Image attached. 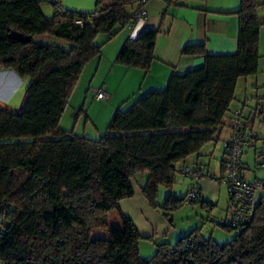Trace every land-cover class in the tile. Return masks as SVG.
<instances>
[{
    "label": "trees",
    "instance_id": "16d2710c",
    "mask_svg": "<svg viewBox=\"0 0 264 264\" xmlns=\"http://www.w3.org/2000/svg\"><path fill=\"white\" fill-rule=\"evenodd\" d=\"M146 1L95 0L93 11L84 12L57 0L47 18L42 5L49 0H0V68L29 78L22 106L16 111L0 107V264H264V183L248 222L236 227L227 216L221 224L234 232L230 241L217 243L196 227L174 244L156 243L150 258L140 255L141 235L119 206L120 200L133 196L137 174L144 175L143 196L165 216L186 203L188 191L183 197L170 193L158 204L159 186H171L185 167L201 171L198 165L178 164L219 140L232 111L237 79L258 71L264 25L258 9L264 1L240 0L230 12L238 18L235 53L208 54L203 43L186 44L182 54L204 57V66L172 71L164 89H148L127 109L116 108L96 139L59 127L84 67L100 58L105 41L136 22ZM162 1L168 8L183 0ZM12 33L29 41L16 40ZM159 33L160 27L125 39L115 63L148 72ZM99 34L104 41L97 44ZM240 110L243 129H252L257 112L264 116V105L247 116ZM250 130L247 147L250 138L256 139ZM263 145L256 152L257 164ZM223 154L220 165L225 171L226 148ZM192 188L199 195L189 203L210 209L196 185ZM112 212L119 227L110 225ZM97 230L107 235L92 238Z\"/></svg>",
    "mask_w": 264,
    "mask_h": 264
},
{
    "label": "rangeland",
    "instance_id": "374dc122",
    "mask_svg": "<svg viewBox=\"0 0 264 264\" xmlns=\"http://www.w3.org/2000/svg\"><path fill=\"white\" fill-rule=\"evenodd\" d=\"M50 2L44 3L42 5V12L47 18H51L54 12V8L52 2L57 0H49ZM64 0H59V4L63 6ZM95 0H93V6L91 4L90 10H84V12H92L94 9ZM77 7V6H70ZM89 6H86V8ZM77 11H81L76 8ZM262 10V9H261ZM264 31V25L261 27L260 31ZM126 28L121 32H125ZM118 33V34H119ZM262 33V31H261ZM117 34V35H118ZM114 36L111 40L105 41L102 45V48L105 47V58L103 63H108L106 65V70L110 66L109 53H113V44L117 42ZM41 41H51V43L58 44L61 46H65L62 41L56 39H40ZM114 40V41H113ZM95 43L100 44L104 41V36L99 34L95 38ZM112 42V43H110ZM109 44V45H106ZM123 44V43H122ZM120 49V48H119ZM259 66L258 71L253 76L248 77H240L237 79L235 86V99L231 104L232 110L234 109H242L243 113L247 116L250 112L254 111L256 107L262 108L264 105V36H260L259 43ZM102 58V53L100 59ZM95 62L99 60L98 58L94 59ZM121 65H118V67ZM137 68H132V70ZM88 70V69H86ZM83 72L80 76V79L76 85L75 91L72 94V97L69 100L68 106L63 112V115L59 122V127L64 131H73V133L78 135H85L86 137L96 139L101 133H103L105 128H101V126L105 123L106 118L112 117L116 107H122L124 110L127 109L134 98L137 95V92L133 95H130L129 98L127 95L130 93L131 87L129 85L130 80L120 81V73L118 70L114 72L112 79L109 81L112 89H116L117 91V99L120 101L119 106H113V101H111V94H108L104 89L105 93L109 95L103 99H96L94 91L100 86H104V76L102 73H98V75L94 78L93 83L90 88L86 90L85 82L87 79L91 80V72L87 75V72ZM103 70V69H102ZM140 70V69H139ZM0 74V107L10 109L12 111H16L22 106L25 95V88L29 83L28 77H19L12 70H5ZM103 72V71H102ZM86 79V80H85ZM165 87V86H164ZM164 87L162 89H164ZM145 89V88H144ZM87 91V93H86ZM139 91V90H138ZM142 91V89H140ZM144 91V90H143ZM143 93V92H140ZM139 93V94H140ZM123 101V102H122ZM112 103V104H111ZM117 105V104H116ZM111 106L113 108L112 112H110ZM109 112L111 113L109 116ZM78 115L77 116H75ZM261 115L258 112L255 115V119L252 123L253 135L257 136V139H251V146H245L243 148V152L241 155V163L243 164L244 173L249 179H253L256 177H264V171L257 166V155L264 142V123L260 122ZM229 120L227 119V125L224 128L219 140L217 142H209L205 144L198 153L190 155L185 164H178V167H182L183 165H188L191 167L200 166L202 171L205 173H215L220 174L225 177L226 171H221V161L224 156L223 148L225 141L229 139L230 133L232 131V127L234 122L232 120V115L229 114ZM109 121V120H107ZM106 121V122H107ZM108 123V122H107ZM107 125V124H104ZM106 127V126H103ZM99 131V132H98ZM249 132V130H247ZM204 173V175H205ZM195 181L191 179L190 175H184L180 171H177L175 176V181L171 186H159L156 202L158 204H163L165 198L171 193L174 196L183 197L188 189H192L195 187ZM217 185L215 200L217 203H213L210 209H206L201 207L200 202L189 203L192 199L189 200L188 203H183L180 207L170 212V216H165L164 212L160 207H153L154 211H156L160 216L163 217L164 223H159L158 228L154 230L153 236L151 238L142 237L139 239V253L143 258H150L153 256L156 250V243H160V238H168L171 241V244H174L180 235L187 233L190 229L200 227L201 232L205 236H210L217 243H224L230 241L234 238L235 234L232 231L227 230L222 227V223H226L227 216L230 214V210L228 209V199L229 194L227 190V185L224 181V178L221 181L214 180ZM196 189V188H194ZM110 225L113 227H119L120 220L116 212H112L110 214ZM168 227L169 232L165 234L166 236H162V231ZM106 233V234H105ZM180 235L178 236V234ZM103 235H107L105 230H97L93 233L92 238L105 237ZM178 236V237H177Z\"/></svg>",
    "mask_w": 264,
    "mask_h": 264
},
{
    "label": "crops",
    "instance_id": "0c3cea01",
    "mask_svg": "<svg viewBox=\"0 0 264 264\" xmlns=\"http://www.w3.org/2000/svg\"><path fill=\"white\" fill-rule=\"evenodd\" d=\"M239 1L240 0H183L181 3L174 4L166 8V5L162 0H147L143 7L146 15L136 20L134 24L127 26L125 32H121L117 35V37H115L117 42H115V44L112 46L113 53H109V60L111 62L109 68L106 70V65L108 63H105V65L103 63L105 58L104 49L107 46L102 48V58H99L97 63L93 59L84 67L82 73L88 69L86 70L87 75L88 72L89 74L91 72L92 77L91 80L87 79L85 82V84L88 82L86 85V90L90 88L91 84L93 83L92 80H94V78L100 72L102 73V76H104V86H100V88L95 90L104 89L106 92H108V94H111L113 106L114 104L115 106H119L118 104L120 101L117 99V91L116 89H112L109 84V81L112 79L110 76H113L116 70H118L120 73V81L127 80V78L130 77L129 84H125L131 87L129 91L130 93L127 95L128 97L120 99L124 100L136 92L139 94L140 92H144L148 89L163 88L166 85V82L172 71L184 73L191 69L193 59L196 57L185 56L182 54V49L186 44L203 43L208 54L235 53L237 49L238 18L235 14H231L230 12H233L238 8ZM257 1L263 2L264 0ZM63 2V7L65 8L73 10H77L76 8H81L79 10L84 11L90 10L93 0H64ZM86 6L89 7L86 8ZM164 10H166V15L163 17L162 14ZM258 14L260 19L264 21V3L259 7ZM162 17L163 19L161 20ZM159 27L160 33L158 34L156 40L154 59L148 72L145 73L139 69L132 70L131 67H125L122 65L118 67L119 64H116L114 59L125 39L135 38L145 30L157 29ZM261 31L259 35V43L260 36H264V31ZM5 70L9 71L8 69L0 68V74L6 73L1 72ZM140 89H142V91H140ZM108 96L109 95L106 94V97ZM112 110L113 108L111 106L110 112H112ZM110 112L109 116L111 114ZM75 116L78 117L76 114ZM109 119L110 117L106 118L104 124H107V120ZM247 122H249V120ZM104 124L101 126V128H105L103 127L106 126ZM247 125L250 126L248 123ZM248 129L250 130V127L246 128V131ZM250 131L253 134L254 131L252 129ZM204 173L205 171H202L201 169V177L197 179L192 176L190 177L195 182L197 181L196 187L201 192V200L212 205L213 203H217L215 200L217 185L213 181L218 180V178H223V175L222 173L218 175L215 173L212 174L208 171L205 173V175ZM144 183V175L137 174L132 182L134 190L133 196L120 200L119 206L122 213L134 222L139 234L142 237L151 238L153 236L154 230L158 228V224L164 223V219L156 211H154L153 208L150 207L149 203L143 196L141 187L144 185ZM168 230L170 229H168L166 226V229L161 233L162 236H166L165 234L169 232ZM179 235L180 233L178 236ZM165 241L171 243L168 238L163 237L159 239V242Z\"/></svg>",
    "mask_w": 264,
    "mask_h": 264
},
{
    "label": "built area",
    "instance_id": "2783aa9c",
    "mask_svg": "<svg viewBox=\"0 0 264 264\" xmlns=\"http://www.w3.org/2000/svg\"><path fill=\"white\" fill-rule=\"evenodd\" d=\"M146 15L145 10H140L135 19L138 20ZM80 23V21H77ZM96 99H103L106 97V93L102 89L94 91ZM232 120L234 125L229 136L228 142H225L224 148H226V175L224 181L227 185L229 194L230 210L229 221L231 225L239 227L240 225L248 222L253 215L254 209L258 204L260 192L263 187L264 177H254L249 179L244 171H242L243 164L241 163V155L243 148L247 146L246 141V129L242 128V122L245 119L242 117L240 109L231 111ZM261 123H264V116L260 119ZM259 168L264 171V145L260 157V162L257 164ZM200 169H196L193 173L188 167L181 170L183 174L193 175L195 178L200 175ZM198 190L192 188L187 192L186 203L190 199L198 197Z\"/></svg>",
    "mask_w": 264,
    "mask_h": 264
},
{
    "label": "water",
    "instance_id": "95a60500",
    "mask_svg": "<svg viewBox=\"0 0 264 264\" xmlns=\"http://www.w3.org/2000/svg\"><path fill=\"white\" fill-rule=\"evenodd\" d=\"M11 37L21 42L29 41V37H25L19 33H12ZM204 63H205L204 57H196L193 59L192 69L196 70V69L202 68L204 66Z\"/></svg>",
    "mask_w": 264,
    "mask_h": 264
}]
</instances>
